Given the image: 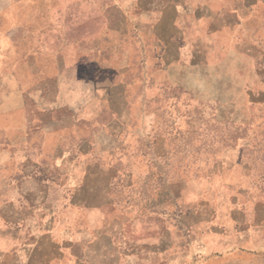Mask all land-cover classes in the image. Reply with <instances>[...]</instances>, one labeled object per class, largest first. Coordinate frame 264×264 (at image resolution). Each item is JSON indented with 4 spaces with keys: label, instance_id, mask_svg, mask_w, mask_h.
Listing matches in <instances>:
<instances>
[{
    "label": "crops",
    "instance_id": "0c3cea01",
    "mask_svg": "<svg viewBox=\"0 0 264 264\" xmlns=\"http://www.w3.org/2000/svg\"><path fill=\"white\" fill-rule=\"evenodd\" d=\"M256 15L255 0H0V154L23 155L0 181L18 190L0 193V264H173L125 227L116 245L104 221L95 232V218L126 219L114 195L148 192L154 177L172 206L158 205V216L191 202L176 187L223 186L237 145L211 151L220 157L202 172L175 175L165 163L172 147L153 133L160 117L198 120L237 143L258 102V86L240 81L264 55ZM215 194L232 198L224 186ZM14 210L30 219L15 221Z\"/></svg>",
    "mask_w": 264,
    "mask_h": 264
},
{
    "label": "rangeland",
    "instance_id": "374dc122",
    "mask_svg": "<svg viewBox=\"0 0 264 264\" xmlns=\"http://www.w3.org/2000/svg\"><path fill=\"white\" fill-rule=\"evenodd\" d=\"M255 2L256 13H264V3L260 0ZM256 19L264 25V15H256ZM260 35L264 41V33ZM242 63L243 61H240L241 65ZM249 66H254L255 70L249 75H244L240 81L249 80L258 86L254 91L255 100L258 102L252 124L246 127L244 122L239 123L237 143L234 137L226 139L209 136L211 123L207 126L202 123L200 127L198 120L185 123L179 119L160 117L161 127L153 133L157 146L172 147L169 160L165 163H168L170 172L175 175L180 172L178 168L182 166L189 169L191 174L198 173L201 169L214 165L220 157V154L211 151L215 152L221 145H237L241 151L238 162L223 176L226 183H223V186L232 194L229 202H222V198L215 194L218 188L223 187L221 184L216 182L213 187L210 184L191 183L182 188H175L176 195L183 193L191 202H185L184 205L182 202L174 203L173 214L168 217L158 216L153 213L158 205L169 210L172 206L170 201L163 198L165 187L154 177L149 181L151 184L147 187L148 192H142L136 185L127 186L126 194L124 191L122 193V190L121 194L116 192L114 196L120 201L117 199L111 202L114 206L112 208L126 213L128 217L100 219L96 215V233L99 231L100 221H104L106 228L116 233L115 244L120 245L118 238H122V235L119 230L125 227L128 237L130 235L133 239L142 240L145 252L152 250L153 258L157 253L158 259L167 258L173 264H264V55L254 59L253 64L250 60ZM211 128L214 126L211 125ZM128 143L133 144L132 141ZM21 159V154H0V181L13 176L15 171L23 166ZM135 159L134 156L131 161L135 163ZM141 161L150 162V159L144 155ZM131 172L134 176L136 171ZM138 172L144 170L138 168ZM0 193L14 196L18 190L12 183L0 182ZM141 207L143 217H138ZM6 213L4 204L0 215L4 216L5 221ZM11 214L15 216L12 218L19 222L23 217H27L24 212L15 210ZM254 219L255 223L252 224ZM75 220L76 223H81L78 221L80 219ZM249 224L251 225L247 227ZM157 244L159 249L153 250ZM148 259L145 256L143 263ZM129 262L128 259L127 264Z\"/></svg>",
    "mask_w": 264,
    "mask_h": 264
}]
</instances>
